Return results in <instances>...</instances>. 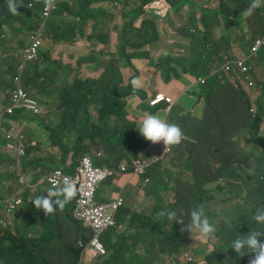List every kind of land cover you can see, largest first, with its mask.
<instances>
[{"label": "trees", "instance_id": "obj_1", "mask_svg": "<svg viewBox=\"0 0 264 264\" xmlns=\"http://www.w3.org/2000/svg\"><path fill=\"white\" fill-rule=\"evenodd\" d=\"M15 2L17 14L9 11L8 0H0V101L5 105L11 102L13 78L24 62L27 43L20 35H29L38 27L46 0L34 2L31 8L30 1ZM156 2L160 3V20L152 14ZM250 3L251 0L60 1L48 22V47L41 50L38 59L26 63L23 75L28 95L40 104V114L20 110L5 116L3 122L7 132L15 127L24 130L26 155L18 162L17 155L5 150L6 140L0 136V168L4 169L0 193L29 198L24 210L14 214L15 232L0 231V256L5 254L0 264H78L82 252L79 240L87 241L88 236L73 216L75 197L63 209L57 208L47 216L35 210L32 201L51 189L45 179L56 169L74 176L82 157L94 150L103 153L96 160L102 166H117L141 155L152 157L157 143L141 141L137 127L145 114L155 115L160 109L167 113L169 103L165 100L156 106L150 103L161 94L157 87L174 80L197 81L201 76L209 77L202 89L194 87L186 92L189 119H194L196 108L202 105L198 130L186 141L188 149L182 148L171 158L175 165L185 168L186 179L180 180L179 173L163 174L156 183L160 184L159 210L175 211L177 219L183 221V206H200L214 221L215 191L210 188L218 186L220 193L240 195L243 176L256 178L250 194L252 203L235 212L238 224L225 234L218 225L216 233L222 234L219 250L228 246L231 252L225 263L245 264L230 245L251 230L264 232V225L251 222L256 208L264 206V138L258 150L253 149L247 160L235 166L226 161L216 170L213 156L221 157L227 141L235 148L237 127L249 128L254 137L261 134L264 85L257 80L259 97L251 99L234 75H211V71L228 57L233 58L236 49L249 51L264 33V5L248 14ZM188 8L193 12L184 19L183 12ZM221 27L222 35L218 37L216 29ZM172 35L183 39L174 37L176 43L164 47L162 40ZM80 42L91 49L89 54L57 51L60 45ZM259 61L264 68V47ZM137 77L144 86L133 92L131 81ZM255 108L252 114L250 110ZM232 127L234 130L224 139L220 129ZM213 129L217 131L215 140L222 143L208 156L212 144L207 139ZM129 135L134 138L127 142ZM119 147L124 149L122 156L115 153ZM23 177L27 183L22 182ZM180 181L185 192L179 189ZM148 220L151 225L147 235L144 230L134 235L118 233L115 228L108 230L102 238L108 253L97 263L151 264L154 256L146 253L157 243L161 244L160 259L172 258L190 245L192 237L201 235L195 230L182 231L183 224L174 226L155 214ZM29 231L34 235L29 236ZM206 263H211V257H206ZM221 263L224 261H218Z\"/></svg>", "mask_w": 264, "mask_h": 264}, {"label": "rangeland", "instance_id": "obj_2", "mask_svg": "<svg viewBox=\"0 0 264 264\" xmlns=\"http://www.w3.org/2000/svg\"><path fill=\"white\" fill-rule=\"evenodd\" d=\"M191 12H193L191 8L186 9L183 12V18L188 19L190 17ZM152 14L156 15L158 19L160 20V3L156 2L154 4ZM91 26L92 24H90V27ZM173 37H175L177 40L183 39L181 35H172V37H170L169 39L162 40L163 46L167 47L168 44L170 43L169 42L170 39H172ZM20 38L23 39L27 43L29 39V35L21 34ZM80 44L79 45H60L57 47V51L66 50L67 52L80 53L81 55H86L91 52V49L89 48L86 49ZM46 47H48V42L45 37L43 40V45L41 47V50ZM0 48L2 51L1 46ZM67 55L68 54H66L65 56L68 57ZM0 59H1V56H0ZM255 67L260 73L264 72V68L259 64L258 61L255 62ZM259 72H256L255 70H253V79L255 80L256 83H257V80L261 79ZM186 81L188 80L187 79L178 80V81H174L170 85L163 84L160 87H157V89L161 92L162 96H171V97L173 96V98L177 100L178 103L174 107L173 113L172 112L166 113L164 110L160 109L155 115L160 116L162 119H164L166 123H175L179 125L184 134V139L178 145H174V146H170L169 148H166L163 142L157 143V148H156V153L158 154L157 155L158 157H156L157 162L154 163V162L148 161L152 167L154 166V169L150 172L149 176L145 178L146 182L144 183L145 184L144 189L145 190L147 189L148 193L152 195L155 199H157L159 202H160V197L158 194H160V191H158L157 194L155 193V185L159 181L157 170L160 169V179L162 178L164 173L166 175L170 173H179L180 180L183 181L186 179L185 168L179 167L175 165L174 163L169 162V159L173 158L174 154L180 151L182 148H185L186 150L188 149V147L186 146V141L190 138L191 132H195L198 130L199 120L201 119L199 117V111L197 107L196 113L194 115V120H195L194 125L188 128V125L185 122L187 118L186 116L190 113V109L186 105V101L188 99L189 94L186 97H184V99L182 100H180V97L185 94V91L188 88L186 85ZM242 87L245 89L247 94L250 95L251 99H255V100L258 99L259 94H258V89H257L256 84L253 89H249L246 84H242ZM200 88L202 89V85H200ZM169 89L171 90V95L168 94ZM262 102L264 103V99ZM181 103H183V106ZM250 112L252 114H255L256 108L254 109V111L250 110ZM176 117H179V118L176 119ZM188 124L191 126L192 122L189 120ZM260 127H261V132H260L261 134L258 135L257 137H254L251 134L249 128L237 127V129H235L237 130L236 138L234 139V143L236 144L235 148H232L231 143L228 141L225 144H223L222 150H221V154H222L221 157L219 158V157L213 156V167L217 170V169L224 167L226 164V161H228L232 166H235L237 163H242L245 160H247L250 152L253 149L254 150L259 149L261 138H264V120L261 123ZM233 128L234 127L229 128V129H224V128L220 129V132L224 133V136H225L224 139H226L227 136L232 132V130H234ZM215 130L216 129H213L212 131H210L213 133H211L210 134L211 137L210 138L208 137L207 139V142L210 141L212 144L210 145L208 156H212L213 155L212 150L217 147V144L222 143L220 141L215 140V137L217 136V131ZM14 133L15 134L21 133L25 136L24 130L19 127L14 128ZM133 138L134 136L129 135L126 138V141L127 142L131 141ZM25 141H26V137L24 139V143ZM5 150L8 151L7 149ZM8 152L10 154H15V152H10V151ZM196 157L199 160L203 159L201 156H198V155H196ZM255 157H258V155L256 154ZM168 162H169V165H168ZM162 165H168V166L163 167ZM3 172H4V169L0 168V174ZM147 174L148 172L145 173L143 176ZM255 185H256V178L249 180L248 177L243 176V184H242L243 189L241 190L242 193L240 195H237L236 193H230L229 191L220 193V191H218V186L210 188L212 189V191H215L214 193L215 200L213 202L212 209L214 211V217H218L219 226H220V230L222 234L227 233L229 229H232L238 224L239 219L235 212L238 211L239 209L240 210L244 209L247 205L252 203L253 198L251 197L250 194H251L252 188ZM158 188L160 189V184L158 185ZM179 189H181L182 192H185L181 181L179 184ZM0 205L4 211L3 216L5 218H9L10 212H11V205L4 198L2 193H0ZM128 207H130V205ZM199 207L200 206L195 207V206L188 205L186 207L183 206L181 208L182 213L184 215L183 223H181L184 226L183 229H186V225L190 222V215H191L192 210L195 208H199ZM154 214L157 217V214L152 211L150 212V216H148V218L154 216ZM148 218H141L140 222L146 223L148 221ZM10 222L12 224L8 230H14L16 223L13 217L10 219ZM172 223L175 226L176 223L175 222H172ZM82 229L84 231L88 230L84 225L82 226ZM222 234L221 235L216 234L217 238L212 239L211 242H208V240L203 237H196L194 239H191L189 248L187 249L186 247L185 249L181 250L179 253L175 254L172 258L166 257L164 259H160V256L158 254L160 253V246H161L160 243H157L156 245H154L153 248L146 254L147 255L151 254L152 256H154V260L151 262V264H170L171 261H174L175 264H207L206 257L208 256L211 257L210 264H218V261H223L224 257L228 255L227 252H222L217 247L223 244V240L221 239ZM88 251L91 252L93 255H95L96 253L92 249H89ZM187 252H190L191 255L194 257L196 261L195 263H187L186 260L183 259L182 256L184 254L186 255ZM4 256L5 254L1 255L0 257L3 258ZM84 259L88 260L86 257H84ZM139 260L140 259H138V261ZM221 264H228V263L224 262Z\"/></svg>", "mask_w": 264, "mask_h": 264}, {"label": "clouds", "instance_id": "obj_3", "mask_svg": "<svg viewBox=\"0 0 264 264\" xmlns=\"http://www.w3.org/2000/svg\"><path fill=\"white\" fill-rule=\"evenodd\" d=\"M18 1L24 2V3L30 1L28 3V6L31 8V7H33V3L38 1V0H18ZM60 1L61 0L58 1L57 8L53 11V13L58 9V5H59ZM46 2H47V0H46ZM46 2L44 4V7L46 5ZM262 5H264V0H251V3H250V5H249V7L247 9L248 14H251V12L253 10L261 7ZM8 8H9V11H11L13 14H17V8L18 7H17V4H16L15 0H8ZM43 11H44V8H43ZM43 11H42V15H41V21H40L38 27H36L33 30H31V32L29 34V39H28V42H27V46L29 44V40H30V36H31L32 32L34 30L38 29L44 22ZM53 13L51 14V16L53 15ZM51 16L46 20V28H45V31H44V34H43V38H42V45H43V40L45 38V34H46V31H47V28H48V22H49V19L51 18ZM263 36H264V33L261 34L260 36H258L257 38L263 37ZM256 39H255V41H256ZM254 43H253V45H254ZM42 45H41V47H42ZM252 46H251V48H252ZM26 47H25V49H26ZM41 47H40V50H41ZM263 47L264 46H262L260 48L257 57L250 58L247 61V64L249 66H252L251 79L254 82H255V80L253 79V70H254L253 62L256 59H259V54H260V52H261ZM25 49H24V51H25ZM240 49H241L240 52H238V53L235 52V56L233 58H229L228 57L227 61L224 64L214 67L212 69V71H211V75H220L222 73H225V74H227L229 76H233L234 75V78L236 80L242 81V83L246 84L249 89H253L255 84H256V82H255L254 86L250 87L248 85V83L244 82L243 78L238 76V71L226 72L224 70H220L219 72L214 73V70L221 69L222 66H224L228 61H233V60H236L238 58L248 57L250 55V53H251V49L249 51H246L244 48H240ZM24 51H23V56H24ZM40 52L41 51H39V55H40ZM39 55H38V58H39ZM0 56H2L1 48H0ZM34 60H36V59H34ZM30 61H33V60H30ZM30 61L25 62V58H24V62H23L22 65L26 66V63H28ZM22 65H21V67H22ZM25 66H24V71H25ZM24 71H23V74H22V86H23L25 92L27 93V91H26V89H25V87L23 85ZM19 74H20V69H19ZM14 78H13V84H14V90H15L16 86H15V83H14ZM200 78H206V82H207L209 77L208 76L199 77V79L197 81L200 83V85H202V84H205L206 82L205 83L201 82ZM131 86H132L133 92H137L144 85H143L142 79L137 77V78H134L131 81ZM14 90H13V92H14ZM27 95H28V93H27ZM13 96H14V94H13ZM160 96H162V95L160 94ZM160 96H157V97H160ZM28 97L31 98V99H34V98L30 97L29 95H28ZM164 97H167V96H164ZM169 97H171V96H169ZM154 98H156V97H154ZM154 98H152V99H154ZM171 98L173 100V103H170V102L166 101L165 98L161 102H159L157 104L153 105L151 103V101H150V103H151V105L156 106V105L161 104L165 100L166 102L169 103V107L167 109V113H168V112H172V110L174 111V107L178 103L177 100H175L173 98V96ZM34 100H36V99H34ZM0 103L5 105L2 101H0ZM11 104H12V99H11L10 104L5 105V106H9ZM38 104H39V102H38ZM39 108H40V104H39ZM20 110L28 111L27 109H24V108L23 109H17L13 114H15L17 111H20ZM40 111H41V108H40ZM29 112H31V111H29ZM13 114L6 113L2 117L1 123H2V129L3 130L1 131L0 136H4V138L6 140L5 148L8 151H10V152H15V154L17 155V160L19 162V160L26 155V143H24V145H25V155L24 156L20 157L16 151L8 149L9 141L7 139V134L12 132V131H14V128H12L10 131L7 132L5 130V128H4V126H3V122H4L5 116L13 115ZM39 114H40V112H39ZM36 115H38V114H36ZM137 128H138L140 134L146 139V140L141 139V141H150L153 144H156V143H159V142H163V144L166 146V148H169L170 146L178 145L184 139V134H183V132H182V130H181L179 125H177L175 123H166L164 121V119H162L158 115L145 114L142 122L140 123V125ZM19 134H21V133H19ZM21 135H23V134H21ZM25 137L26 136H24V139H25ZM157 155H158L157 153H155L152 157H143L141 155V156L136 157L131 162L125 161V162L121 163L122 170H123L124 173L135 174V175L147 178L149 176V174H150L149 170L152 168V166L150 165V167L147 169L148 174L143 176L144 174L140 175V174L136 173L135 167H134V162L136 160H138V159H145L147 161L153 162V160H155L156 157H158ZM85 156L91 157L93 159V161H94L95 166L104 169L101 165L96 164V160L97 159L95 160L94 157H92L89 154H87ZM84 157H82V159ZM81 160H80V162H81ZM80 162H79V164L77 166V171H78ZM156 162L157 161H155L154 163H156ZM56 170H62L64 173H66L64 171V169H56ZM78 173H79V171H78ZM66 174L69 175L68 173H66ZM69 176L72 177L73 179H75L76 184L73 185L71 179L65 177L62 180V182H61V186L58 187V188L57 187H52L51 184L49 183L48 177H47L45 179V181L50 185L51 189L48 190L47 195L36 197L32 201V203L34 204V206H35V208L37 210L42 211L47 216V215L53 213L54 211H56L57 208L63 209L65 207V205L70 203L71 200L75 197V204H74V209H73V212H72L73 216H74L75 220H77L78 222H80L82 224V226L83 225L85 226L84 222L78 220L76 218V216H75L76 203H77V198H78V194H79V190H77V186L79 184H81L82 178L78 181L74 176H72V175H69ZM22 182H26L27 183V180L23 177L22 178ZM99 186H100V184H99ZM156 187H158V186H156ZM98 190H99V188H98ZM34 191H35V188H34ZM97 194H98V191L96 193V196H97ZM3 196H4V198L16 197L13 194L8 195V196L3 195ZM96 196H95L94 203L96 205H99V206L110 205V204L115 202L114 199H111V200H109L107 202H98L96 200ZM16 198H22L24 202H23V204L20 207H18L13 213L10 214L9 218H6L7 221H8V227L7 228H0V231H2V232H5V231H7L10 228V226L12 224L10 222V219L12 217L14 218V214L16 212H18L25 205L26 200H27V198H29V196L28 195H22L21 197H16ZM118 210H120V208H118L117 211ZM158 216L160 218H166L169 222L183 223V221L177 219V213L175 211H164V210H162V211H160L158 213ZM214 218L216 220L213 219L214 221H210V219L206 215L205 209L203 207L195 208L191 212L190 222L186 225V229H182V231L187 230V231L191 232V231L195 230V231H197L198 233L201 234V235H197L195 237H192L191 239H194L196 237H203V238H206L207 240H208V238L216 239L217 238L216 237V233L218 232L219 220H218V217H214ZM251 222L256 224V225H264V206H258L256 208L255 214L252 215V217H251ZM113 226H114L115 229L118 230V233L121 232L120 229L122 227L117 223V221L115 222V224ZM86 228L88 229L87 231H85L87 236H88V240L85 241L83 238H80V240H79V246L82 249V252H81V256H80V260H79L78 264H81L82 261H86V262H89L91 264H98L97 260H99V258H101L103 256H106L107 253H105V254L99 253L97 255H93L91 252L88 251L89 249H91V242H92V240L94 238V232L90 229V227H86ZM138 232H136L134 234H137ZM143 232H145V231H143ZM134 234H132V235H134ZM145 234L147 235V231L145 232ZM262 236H264V232H261V231H258V230H251L248 234L240 235L236 239H233L231 241L230 248L232 249V251L236 255V257H238L239 259L243 260L245 262V264H264V237H262ZM208 242H210V241L208 240ZM188 248H189V246L187 247V249ZM187 249H186V251H187ZM222 252H227V254H228L227 256L224 257V260H223L224 262H226L227 261V257H231L230 249L228 248V246H226V248L222 249ZM142 254H144V253L142 252ZM84 257H86L88 260L84 259ZM182 257H183L184 260H186L187 263H195L196 262L194 257L191 255L190 252H187L186 255L184 254Z\"/></svg>", "mask_w": 264, "mask_h": 264}, {"label": "built area", "instance_id": "obj_4", "mask_svg": "<svg viewBox=\"0 0 264 264\" xmlns=\"http://www.w3.org/2000/svg\"><path fill=\"white\" fill-rule=\"evenodd\" d=\"M59 0H47L43 11V24L36 30H34L30 36L29 44L24 51L25 62L34 60L38 58L40 47L42 45V38L46 28V20L51 16L53 11L57 8ZM264 46V36L256 39L254 45L251 48V53L248 57L238 58L233 61H228L221 69L214 70V73L224 70L226 72L238 71V76L244 79V82L248 83L250 87L254 86L255 82L251 79V69L252 66L247 64L250 58L258 56L260 48ZM24 66L20 68V74L14 78L15 90L14 96L12 98V104L5 106L0 103V133L2 129V117L8 113L13 114L17 109H27L28 111L39 114L40 108L36 100L28 97L22 86V74L24 71ZM200 81L205 83L206 78H200ZM173 103L171 97L160 96L151 100V103L157 104L163 99ZM8 149L16 151L18 155H25V145L24 136L21 134H15L14 131L7 134ZM157 161L156 159L153 162ZM150 162V161H149ZM145 159H138L134 162L135 171L137 174L143 175L147 172L150 167V163ZM79 174L82 178L79 194L76 203L75 216L78 220L83 221L86 227L94 232V238L91 242V249L95 251V255L101 253L105 254V250L100 241V235L102 231L106 228L108 224L114 225L113 220H107V215L109 212H116L119 206L114 202L110 205H96L94 203L96 193L99 188V184L104 175V169L95 166L94 161L91 157L85 156L78 168ZM67 177L70 178L73 185L76 184L75 179L64 173L62 170L54 171L49 177L48 181L52 187H60L62 180ZM11 205V213H13L18 207L23 204L22 198H5ZM4 211L0 205V228H7L8 221L3 216ZM81 264H89V262L82 261Z\"/></svg>", "mask_w": 264, "mask_h": 264}, {"label": "crops", "instance_id": "obj_5", "mask_svg": "<svg viewBox=\"0 0 264 264\" xmlns=\"http://www.w3.org/2000/svg\"><path fill=\"white\" fill-rule=\"evenodd\" d=\"M216 35L218 37H220L222 35V27L216 29ZM170 43L175 44L176 43V39L173 37L172 39H170L169 41ZM81 43V44H80ZM79 44L82 45L84 48L87 49V47L85 46V44L83 42H80ZM83 43V44H82ZM77 44V45H79ZM241 49L238 48L236 49V53L240 52ZM258 61L259 64L263 67V65L260 63L259 59L258 60H254L253 62V66H254V70L256 72H259L256 67H255V62ZM260 77H261V81L262 84L264 85V72L260 73ZM184 80V79H183ZM188 81H186V85H187V90L194 88V87H199L200 88V83L198 81H191L189 79H187ZM174 81H178V80H174ZM173 81V82H174ZM149 82V78L147 77L145 79V83L147 84ZM173 82H171L170 84H172ZM164 83H162L161 85H163ZM170 84H165V85H170ZM160 85V86H161ZM183 96L180 97V100L184 99V97H186V92ZM168 93H170L171 95V90H168ZM189 98L186 101V105L188 102ZM183 106V103H181ZM189 109L190 107L187 106ZM191 111V109H190ZM198 111H199V117H202V105L198 106ZM173 113V110H172ZM180 117V116H179ZM179 117H176V119H178ZM187 117V116H186ZM192 122V125L190 126L188 124V121ZM185 122L188 125V128L192 127L195 123V120H191L188 117L186 118ZM193 133V132H191ZM138 138L141 140H146L141 134L138 133ZM124 152V149L122 148H117L115 150V153L117 155L122 156V153ZM94 150L92 151L89 155H91L92 157H94V159H98L103 157V153L102 152H98ZM176 156H174L173 158H175ZM172 158V159H173ZM172 159H169V162H172ZM122 162V161H121ZM121 162L119 165L117 166H107L104 165L102 166L104 168V175L103 178L100 182V186H99V190H98V194L96 196V200L98 202H107L111 199H114L115 203L119 206L120 210L116 211V212H109L107 215V220H113L114 222L117 221V223L122 227L120 230L121 232H127L128 234H134L140 230H144L145 232H148V226L151 225V222L148 220L146 223H141L140 220L141 218H148V216H150V212H155L157 214V218L158 213L160 212L159 207H160V202L155 199L152 195H150L148 193V190L144 189L145 186V178L142 176H138L135 174H130V173H124L121 167ZM168 162V165H169ZM158 165V164H157ZM168 165H162L163 167H167ZM154 169V166L149 170L150 172ZM157 175H158V179L160 181V169L157 170ZM74 177L79 181L81 179L77 168L74 174ZM157 184L155 185V193L157 194L159 190L158 187H156ZM44 195V194H42ZM160 197V194H158ZM130 205V207H128ZM34 209L36 210V208L34 207ZM21 211L24 210V207L20 209ZM16 227V225H15ZM109 227V229H108ZM114 228L113 225L108 224L106 226V228L102 231L101 235H100V240L102 242L103 248L105 250L106 253H108L107 248L102 240L104 234L110 230ZM13 232H15V230H13ZM158 232V231H157ZM29 236H33L34 232L29 231L28 232ZM157 235V233H156ZM143 253L145 252L144 250L142 251Z\"/></svg>", "mask_w": 264, "mask_h": 264}, {"label": "water", "instance_id": "obj_6", "mask_svg": "<svg viewBox=\"0 0 264 264\" xmlns=\"http://www.w3.org/2000/svg\"><path fill=\"white\" fill-rule=\"evenodd\" d=\"M79 188H80V184L77 186V190H79Z\"/></svg>", "mask_w": 264, "mask_h": 264}]
</instances>
